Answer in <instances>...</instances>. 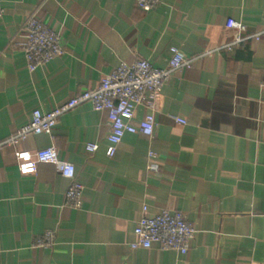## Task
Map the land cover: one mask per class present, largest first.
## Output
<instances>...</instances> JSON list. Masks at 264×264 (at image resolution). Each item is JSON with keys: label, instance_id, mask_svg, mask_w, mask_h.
Wrapping results in <instances>:
<instances>
[{"label": "crops", "instance_id": "0c3cea01", "mask_svg": "<svg viewBox=\"0 0 264 264\" xmlns=\"http://www.w3.org/2000/svg\"><path fill=\"white\" fill-rule=\"evenodd\" d=\"M0 264H264V39L202 57L165 85L152 137L126 135L107 157V112L85 104L49 134L12 141L36 110L55 111L96 89L121 63L195 59L264 29V0H0ZM34 15L61 35L65 54L31 74L23 27ZM144 110L138 108V127ZM176 118L186 124L176 122ZM98 146L95 153L87 145ZM54 146L76 168L82 207L53 165L21 176L16 154ZM155 158L149 159V155ZM158 166L157 172L148 169ZM177 211L197 235L186 255L133 250L143 207ZM56 231L52 250L33 248Z\"/></svg>", "mask_w": 264, "mask_h": 264}, {"label": "built area", "instance_id": "2783aa9c", "mask_svg": "<svg viewBox=\"0 0 264 264\" xmlns=\"http://www.w3.org/2000/svg\"><path fill=\"white\" fill-rule=\"evenodd\" d=\"M134 1L137 8L145 13L154 11L163 4V0ZM5 12L0 2V19ZM227 27L238 33L233 42L195 59L187 58L179 49L172 47L169 49V65L165 70L156 69L146 60H137L131 65L121 63L114 72L102 78L96 89L81 93L55 111L49 113L34 111L30 123L22 127L12 141L50 134L61 117L85 104H90L95 111L108 113L111 129L107 137L109 146L106 155L109 158L115 155L118 146L128 134L152 137L156 129V114L163 89L175 73L192 69L194 62L202 57H212L222 50L232 51L250 40L260 42L264 39V29L246 35L247 29L241 23L229 21ZM23 29L28 37L23 52L31 74L65 54L61 35L49 29L34 15L27 19ZM138 108L144 110V116L136 127L133 121ZM175 120L186 124L184 119ZM86 148L88 153H95L98 150V146L94 144H88ZM153 158L155 155L150 154L149 159ZM16 159L21 176L36 175L41 164L53 165L62 178L70 181L66 193V205L77 210L81 209L84 186L77 180L75 166L61 161L54 146L36 152L17 153ZM148 169L157 172L158 166L150 164ZM133 235L135 240L130 245L133 250L157 248L186 255L192 248L197 230L177 211L163 210L153 214L144 206ZM32 246L37 250L54 249L57 246L56 231H46Z\"/></svg>", "mask_w": 264, "mask_h": 264}]
</instances>
